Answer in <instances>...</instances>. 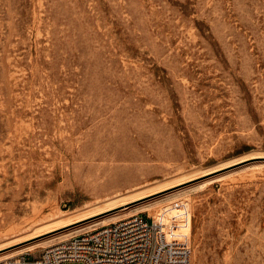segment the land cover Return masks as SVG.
Masks as SVG:
<instances>
[{
	"label": "rangeland",
	"instance_id": "obj_1",
	"mask_svg": "<svg viewBox=\"0 0 264 264\" xmlns=\"http://www.w3.org/2000/svg\"><path fill=\"white\" fill-rule=\"evenodd\" d=\"M136 212L264 264V0H0V264Z\"/></svg>",
	"mask_w": 264,
	"mask_h": 264
},
{
	"label": "built area",
	"instance_id": "obj_2",
	"mask_svg": "<svg viewBox=\"0 0 264 264\" xmlns=\"http://www.w3.org/2000/svg\"><path fill=\"white\" fill-rule=\"evenodd\" d=\"M192 264L191 248L178 246L160 219L136 212L73 235L33 257L20 254L1 264Z\"/></svg>",
	"mask_w": 264,
	"mask_h": 264
},
{
	"label": "bare ground",
	"instance_id": "obj_3",
	"mask_svg": "<svg viewBox=\"0 0 264 264\" xmlns=\"http://www.w3.org/2000/svg\"><path fill=\"white\" fill-rule=\"evenodd\" d=\"M122 205H124V204H122ZM129 207V206H128ZM125 208H127V206L125 207ZM125 208H123V209H125ZM121 210V209H120ZM120 210H118V211H120ZM117 211H115V212H113V213H115V214H113V216H111V217H109V218H106V217H104L103 216V218H101L102 220L100 221V220H97L98 218H96V219H92L91 221H90V223H94V224H99V223H106L107 222V219H110V218H112V217H114V218H116V217H118L119 216V214H118V212L116 213ZM79 221V220H78ZM84 224L82 223V224H80V225H78V226H74V227H72V228H69V229H75V228H79V227H82Z\"/></svg>",
	"mask_w": 264,
	"mask_h": 264
},
{
	"label": "water",
	"instance_id": "obj_4",
	"mask_svg": "<svg viewBox=\"0 0 264 264\" xmlns=\"http://www.w3.org/2000/svg\"><path fill=\"white\" fill-rule=\"evenodd\" d=\"M171 190H173V189H166V190H164V191H159V192L154 193V194H152V195H148L147 197H144V198L138 199V200H136V201H133L132 203L141 202V201H144V200H147V199H150V198L156 197V196H158V195L164 194V193L169 192V191H171Z\"/></svg>",
	"mask_w": 264,
	"mask_h": 264
}]
</instances>
